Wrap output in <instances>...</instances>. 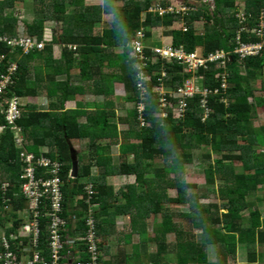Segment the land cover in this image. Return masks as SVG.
Instances as JSON below:
<instances>
[{
	"label": "trees",
	"instance_id": "1",
	"mask_svg": "<svg viewBox=\"0 0 264 264\" xmlns=\"http://www.w3.org/2000/svg\"><path fill=\"white\" fill-rule=\"evenodd\" d=\"M18 1L0 0V36L18 38L20 19L13 14H6L8 9L16 8ZM37 1L40 2L39 14L27 24V29L29 37L45 42L46 46L26 53L23 49L12 48L7 42L0 43V58L5 56L0 63V73H5L11 64L17 65L13 83L0 98V126H5V131L0 132V253L22 255L23 248L29 245L27 236L22 232L20 217L28 208V201L21 189V175L25 165L21 155L26 150L25 153L34 155L36 159L45 157L61 163L64 216L76 214L78 222L74 229L67 225L59 233L61 236L76 238L78 243L73 251L81 253L82 261L91 258L85 240L87 219L84 210L87 207L83 200L76 204L75 198L79 195L86 197L84 188L92 184L95 191L92 202L99 205L95 228L98 239L103 238L97 241L98 264H109L104 263L103 253L105 238L111 234L112 224L115 223V213L112 211L114 203L109 201L114 195V188L107 184L106 179L114 175H125L135 176L136 184L127 186V191L123 193L125 202L116 205L115 210L116 214L125 212V216L132 219L131 233L127 234V239L132 241L136 234L144 236L146 231L142 223L146 221H142L162 213L164 218L161 225L164 230L155 236L158 251L149 245L151 241H141L134 244L132 254L128 252V256L133 259L128 257L126 261V258L120 257L121 263L118 259L114 264H170L172 253L176 254L175 264H228V257H234L239 243L246 244L248 262H255V238L264 244L263 211L256 203H264V196L256 197V202L249 201V197L262 192L264 187V124H254L259 108L264 110V94H256L258 87L264 90V46L259 54L241 60L234 53L231 54L226 89L220 87L221 81L215 77L221 71L216 64L197 72L204 79L200 84L219 88L218 92L208 97V105L212 109L209 116H205L202 93L189 98L183 116L173 112L178 108L180 99L166 93L172 106L166 108V117H161L163 108L160 106V93L154 89L164 88L167 92L176 89L191 79L194 73L186 71L182 63L158 58L154 62L149 60L147 66L142 67V71L150 77V81L144 82L140 78V60L133 54L131 43L143 25L146 28L169 26L180 20L183 21V28L166 31L172 36L174 46L182 45L188 51L200 47L205 54L218 49L232 50L241 26L236 16L239 6H244L246 13L251 14L248 25L255 26L258 16L264 11V0H245L244 4L237 0H213V8H210L211 3L208 1L173 0L176 6L189 5L194 10L185 13L166 12L163 15L149 11L154 0H123L122 5H115L113 0L91 5L87 4V0ZM160 3L166 4L164 1ZM105 13L112 15V22L104 27L100 24L104 22ZM196 20L205 21L204 32L197 31L194 24ZM49 21L62 25L61 30L54 32L52 40L46 37V23ZM146 33L147 37L151 35L149 30ZM241 37L247 42L264 40L255 33L245 31L241 32ZM56 45L61 48L60 58L54 57ZM145 53L149 57L153 56L148 44ZM38 61L41 63L38 64ZM44 68L47 70L45 76L42 74ZM74 69L79 70L81 80L93 84L94 92L110 98L114 95V84H123L127 91L126 100L136 104L131 116L120 119L121 122H129V117L132 118L136 128L124 133L128 136L120 144L122 162L119 166H115L110 155L117 141L106 145L98 142H109L120 136L117 124L111 121L115 113L106 109L110 101H104L101 105L103 107H97L94 113H86L80 109L81 106L75 110L66 109V103L76 100V96L84 91L82 86L71 84ZM163 71H167L165 76L161 74ZM60 77L62 79L57 80ZM43 82L47 87L51 86L52 89L47 92L48 97L57 98L53 104L58 110L43 111L36 106L22 104V115L16 121V127L20 129L23 138L20 147L16 144L14 128L8 125L5 118L7 100L12 97H36ZM140 82L146 87L144 98H141L138 87ZM140 103L145 105L142 114L138 111ZM83 106L96 107V103H83ZM83 116L86 121H82ZM142 120L149 127L143 126ZM75 141L90 142V150H76L79 174L72 178L70 173ZM194 146L208 148L205 154L207 160L212 159L213 154L219 156L217 161L222 166L209 161L205 173L208 185L216 184L218 178L221 180L222 185L218 190L222 200L220 204L205 206L200 203L202 196L207 194L200 185L186 180L185 166L195 159L190 151ZM42 148L48 150L41 152ZM85 154L89 156L88 162L83 161ZM129 155L134 156L132 163L128 161ZM175 155L176 163L172 168L157 167V159ZM94 166L99 169L96 175L92 174ZM150 171L155 173L152 178L145 175ZM171 172L176 173L173 180L169 179ZM43 173L38 170L37 177ZM3 183L8 184L5 191L2 189ZM149 185H157L158 191H149ZM166 187L177 188L178 197L169 198L164 195ZM166 202L173 204L177 212L166 213ZM185 204L190 205V211L178 212ZM220 209L224 212L219 214ZM245 210H249L247 226L242 215ZM185 219L194 230H202L203 244L197 241L193 231L183 227ZM49 226L50 222L42 217L38 247L46 252V256L50 255ZM174 231L177 232L178 240L174 245H168L167 235ZM13 235L17 238H13ZM21 240L24 246H21ZM210 244L220 250L214 262L210 261L207 251L202 250ZM60 263H65V260L61 259Z\"/></svg>",
	"mask_w": 264,
	"mask_h": 264
},
{
	"label": "built area",
	"instance_id": "2",
	"mask_svg": "<svg viewBox=\"0 0 264 264\" xmlns=\"http://www.w3.org/2000/svg\"><path fill=\"white\" fill-rule=\"evenodd\" d=\"M154 7L155 6L150 7L149 11L158 12L160 15H163L166 12L185 13L192 10V6L189 5L174 8L173 6L164 7L161 4H158V7ZM250 15L251 14H247L243 8L236 13L241 26L237 32L235 46L232 50L227 51L224 49H218L209 54L199 52L197 49L188 51L182 45L174 46L170 43L151 47L153 56L149 57L145 53L144 30L141 29L137 31L131 46L133 48V54L140 60L139 69L141 80L144 82L150 81V77L142 71V67L147 66L149 60L154 62L158 58H161V60L182 63L184 64L186 71L194 73L191 79L184 81V83L176 89L168 90V92L165 90H158L160 93V106L163 108L161 115L163 114L164 117H166L167 109L172 106V102L167 99L166 93L171 97L176 96L180 99L178 108L173 111L177 116L184 115L188 107L189 98L194 97L196 93H202L204 96L202 105L206 109L205 116H209L212 109L208 105V97L211 93L218 92L219 88L217 87L216 89H213L209 86H203V84H200L204 79L197 72H199L201 68L208 69L212 64H216V67L221 69V71L217 72L215 77L220 79V87L226 89L228 76L227 68L229 67L228 62L231 60V54L234 53L237 58L241 60L246 56L257 55L260 53L264 46V40L258 42L244 41L241 37V32L255 33L264 39V11L258 16V22L255 26L248 25L251 18ZM184 29L186 28L184 27ZM2 42H7V44L14 49H23L26 53H29L35 48L43 49L45 47V42H38L35 38L29 37V35L18 36V38L0 36V43ZM4 59L5 56H2L0 58V63ZM16 70L17 65L14 63L7 68L5 73H0V98L6 94L8 86L13 83V75ZM161 74L165 76L167 73L166 71H163ZM197 79H199L198 85L196 82ZM138 87L141 91V98H144L146 94L145 85L140 82ZM19 99V97H12L7 100L6 104H8V107L5 109V118L8 125L14 128L16 132V144L21 147L23 138L19 141V144L17 141V135L20 134L18 136L19 138L22 136L20 129L16 127V121L20 119L22 115L20 109L22 103H20ZM140 104H142L143 108L138 105V111L142 114L145 110V105L143 103ZM142 123L144 126V121ZM2 130H5V126H0V132ZM25 152L26 150L21 155L23 162L25 163L21 175V189L24 197L29 202L31 213L29 216V219L31 220L24 228L25 232L29 234L27 240L29 245L23 248L22 255H15L11 252L0 253V264H61V259L65 260V263L62 264H97L99 256V247L97 243L98 237L95 228V221L91 215L87 219L88 230L85 238L87 249L91 256L88 261H82L81 253H75L71 250L76 244V241L73 238L64 235L61 236L59 233L61 229L68 225V220L61 216V212L63 211V197L61 192L62 179L60 176L61 163L45 157L36 159L34 155ZM38 170L44 171L39 177H37ZM87 193L90 199L94 194L92 185L87 187ZM43 205L48 206L50 209V212L48 213V217L50 218V235L48 243V250L50 251L49 256H46V252L38 247L40 245L39 218L42 211L40 206ZM73 220L75 221L76 217H73ZM23 244L24 241L22 240L21 246H24ZM5 246L8 247L7 243Z\"/></svg>",
	"mask_w": 264,
	"mask_h": 264
},
{
	"label": "rangeland",
	"instance_id": "3",
	"mask_svg": "<svg viewBox=\"0 0 264 264\" xmlns=\"http://www.w3.org/2000/svg\"><path fill=\"white\" fill-rule=\"evenodd\" d=\"M109 0H87V4L91 5V4H105L108 3ZM166 3L165 1H169V0H154V2L152 3V6H155L154 8L158 7V4L160 2ZM201 1H208L209 3H211V7L213 8V0H201ZM238 2H242V4H244L245 0H237ZM123 0H113V3L115 5H122L123 4ZM194 2V0H193ZM162 4V3H160ZM40 2H38L37 0H19L17 3V6L15 9L13 10H7L6 14L7 15H15L17 17H19L20 19V23L17 26V32H18V36H28V29H27V24L29 22H32L33 19H35V17L39 14L38 13V8H39ZM164 7L166 6H173L174 8H178L182 5L176 6L173 4V0H171V2H167L165 5L163 4ZM244 6L240 5L239 9H242ZM194 10V9H192ZM103 23L100 24V26H108L111 24L112 22V15L111 14H104L103 15ZM195 26L197 28V31L202 33L205 31V21L204 20H196L195 21ZM183 21H175L172 25L169 26H160V27H154L151 28V36H148L144 39V43L149 46L157 43L160 44L161 41H165L166 40H171V35H168L166 31L171 30L172 28H180L183 27ZM62 29V25L58 24L56 22H47L46 23V37L50 38L52 40L53 36H54V32H56L57 30H61ZM170 42H168V44H170ZM167 44V43H166ZM46 46V45H45ZM197 50L199 52H203V48L198 47ZM60 47L55 46V56L59 57L60 55ZM74 82L76 83L75 85H81L83 86V92L81 96H78V98L80 99V102H83V100L85 99V101H89V102H95L96 103V107H90V108H86L83 106V103L81 104V110H84L86 113H94L96 111V108L98 107H103L101 105L104 104V101H109L110 97L109 96H105L103 93H98V92H94L93 89V84L92 83H85L83 82L80 77H79V71L77 70L76 74L74 72ZM197 85L199 83V79L196 80ZM202 82V81H201ZM115 88V95H116V99H114L113 103L109 102L107 103L109 105V107H106V109H108L109 112L111 113H115L114 116H112L111 121H113V124H117V129L119 131H121L122 135H120L118 137V139H111L109 142L105 141V140H98L100 145H106V144H113L114 142L117 141V143H123V141L125 140V136H128L127 134L124 135L125 132L129 131V130H134L136 128V126L133 124L132 122V118L129 117L130 121L123 123L121 122V118H127V116H131V112L134 109V107L136 106L135 103L132 102H126L125 101V97L127 96V91L124 88V86L120 85V84H115L114 85ZM259 89L256 91V94H264V90H262L260 87H258ZM164 91V88L160 89L159 87L154 89V91ZM20 103L24 104L23 106H25L26 104H30V105H35L36 108H38L39 110L42 108L46 110H58L57 108L54 107V104L50 101H48V98L46 97V91L45 89H43L40 94L36 97L33 98V101L35 103H32L30 100L27 99H19ZM106 103V102H105ZM141 108L142 104H139ZM75 104H73L70 107H74ZM44 111V110H43ZM157 115V114H156ZM161 117H164V115L162 114ZM254 124L255 125H261L264 124V110L262 108H259L258 112H257V116L254 119ZM146 128L149 127L147 124L144 125ZM5 130H2L1 132H4ZM128 133V132H127ZM20 134L17 135V141L19 143V141H21L22 137H18ZM22 136V135H21ZM103 143V144H102ZM20 144V143H19ZM74 144V151L78 150V151H86V150H90L89 145L90 142L86 141V142H79L75 141L73 142ZM119 145L115 144L113 149L110 150V155L113 158L114 164L115 166H119V164L122 162V153H121V149L120 147H118ZM48 149L47 148H42L41 152H46ZM190 151L193 153L195 159L193 161V163H188L185 166V171H186V180H189L191 183H196L198 185H200V188H202V190L204 191V193L207 194V196H202V198L200 199V203H202L203 205H209V204H220L222 202V200L220 199L219 196V187L222 185L221 184V180L218 178V181L216 182V184L214 185H208L206 184V173H205V169L208 166V162H214V164L216 165H220L222 166V163H218L219 161L218 158L219 156L216 154L212 155V159H208L205 157V154L208 152V148L207 147H199V146H194L192 149H190ZM88 155V154H87ZM86 154L83 157V161L84 162H88L89 161V156H87ZM90 155V154H89ZM177 157L179 158V156L177 155ZM157 167H163V168H167L170 169L172 168L175 163H176V155L175 156H164L161 157L159 159H157ZM179 160H181V157L179 158ZM128 161L130 163H132L134 161V156L133 155H129L128 157ZM99 172V169L94 166L92 168V174L96 175ZM169 179L173 180L176 177V173L175 172H171L169 173ZM145 175H147L148 178H152L153 176H155V173L153 171L147 172ZM106 182L108 185H111L114 188V195L110 198V202L114 203V206H112V211H114L115 213V223L112 224V226H114V228L117 231V234H115L113 236V238L111 239L112 242V249L113 251L116 253L119 243L120 241L123 243L126 240V235L131 233V225L132 222L129 219V216H125V212H122L121 214H116V210H115V206L116 205H120L123 204L125 202L124 197H123V193H125L127 191V186L128 185H132V184H136V178L135 176H125V175H114L113 177H109L108 179H106ZM157 185H149L147 186V188L149 189V191H158V187H156ZM166 191L164 193V195H166L169 198H176L178 197V190L177 188H165ZM160 192V190H159ZM194 192V190H193ZM264 196V187H263V191L262 192H258L254 195V197H249V201L251 202H256V197H260L262 198ZM166 208L165 211L167 212H177V209L175 208V206L173 204L170 205V203L166 202L165 203ZM259 207H261L262 211H263V217H264V203H260L257 202L256 203ZM94 208L96 211L99 209L98 206H94ZM190 211V205L189 204H185L182 205L181 208L178 210V212L181 213H186ZM224 212L222 209H220L219 214ZM243 221H245V225L247 226L248 221H249V210H245L243 213ZM163 213L160 215H155L153 216L150 220H143L142 222V226L144 227V230L146 231V234L143 236L142 234H136L135 237L133 238V241L137 242V243H141V241H145L147 240L148 242H150V246L155 250L158 251V245L156 243H158V241L156 240L155 236L157 235V233L160 231H163L164 229H162V225L161 223L163 222ZM103 219H106L103 216ZM132 220V219H131ZM179 221L180 218L178 219ZM107 224V223H105ZM183 227L186 228L187 230L193 231L194 234L196 235L197 241L200 244H203V240H204V235L202 234V230H194L193 226L191 223H189L188 221H186V219L184 220V222L182 223ZM10 224H7V226H9ZM221 226V225H220ZM2 237V230L0 229V238ZM152 239L153 242H152ZM167 243L168 245H174L177 240H178V235L177 232H172L171 234L167 235ZM103 240V238L98 239V241ZM255 242L256 244V261L253 263H249L248 262V254L245 250L246 244L244 243H239L238 244V249L236 254L234 255V257L229 256L228 257V264H264V244L262 245L260 242H257V237L255 238ZM152 243V244H151ZM106 244H109V241L106 240ZM203 251L206 250L208 255H209V259L211 262H214L218 259L219 257V253L220 250L217 249L216 245L210 244L207 245L206 247H203L202 249ZM130 259H133V257L131 258V256H129ZM177 258H176V254L172 253L170 256V260L169 263L170 264H175ZM130 261V260H129Z\"/></svg>",
	"mask_w": 264,
	"mask_h": 264
},
{
	"label": "crops",
	"instance_id": "4",
	"mask_svg": "<svg viewBox=\"0 0 264 264\" xmlns=\"http://www.w3.org/2000/svg\"><path fill=\"white\" fill-rule=\"evenodd\" d=\"M158 27H160V26H158ZM151 36V35H150ZM171 41V43H172V37H171V40H166V42L165 41H161V43L160 44H157V43H155V44H153V45H162V44H168V42H170ZM56 46H58V45H56ZM58 47H60V46H58ZM61 49V48H60ZM60 56H61V51H60V55H59V57H56L55 56V46H54V57L55 58H60ZM41 63V61H38V64H40ZM77 70L78 69H74L73 70V72H72V74H74V72H75V74H76V72H77ZM46 69L44 68L43 69V71H42V74H43V76H45L46 75ZM79 71V70H78ZM80 77V76H79ZM41 79H43V78H41ZM62 79V77H60V78H57V80H61ZM74 80V75H73V79H72V81H71V84L73 85V86H75V87H79V86H81V85H75L76 83L73 81ZM83 81V80H82ZM84 82V81H83ZM86 83V82H85ZM89 83H91V82H89ZM88 83V84H89ZM115 84H120V85H122V86H124L123 84H121V83H115ZM114 84V85H115ZM41 86V89L37 92V96L40 94V92L43 90V89H45V91H46V97L48 98V101H50V102H52V103H54V102H56L57 101V98L56 97H53V98H50V97H48L49 95H48V90L51 88V86L50 87H47L46 86V83L45 82H43V84L42 85H40ZM83 87V86H82ZM115 88V86H113V89ZM125 88V87H124ZM52 89V88H51ZM82 95V94H81ZM81 95H77L76 96V100H74V101H69V102H67L66 103V109H69V110H71V109H73V110H75V109H77V108H79L80 106H81V104L82 103H91V102H89V101H85V99L83 100V102H80L79 100V98H78V96H81ZM36 96V97H37ZM36 97H28V98H21V99H27V100H30L32 103H35L34 101H33V98H36ZM114 99H116V95H115V90H114V95H112V98H110V102L112 101V103H113V101H114ZM125 101H126V97H125ZM126 102H128V101H126ZM73 104H75V106L74 107H70V106H72ZM24 105V104H23ZM27 105H30V104H27ZM33 106H35V105H33ZM39 110V109H38ZM41 110V109H40ZM42 110H46V108L45 109H43L42 108ZM48 111V110H47ZM82 121H86V118H85V116H83V118H82ZM123 123H126V122H123ZM118 132L120 133V135H122V133H121V131H119L118 130ZM120 144L121 143H117V145H119L118 147H120ZM115 145V144H114ZM114 145L112 146V148H111V150L113 149V147H114ZM121 149V148H120ZM75 152H76V150H75ZM76 154V153H75ZM76 157H77V154H76ZM79 163V162H78ZM98 174V173H97ZM111 177H113V176H111ZM109 178V177H108ZM107 178V179H108ZM136 178V177H135ZM130 219V218H129ZM130 221H131V219H130ZM111 230H112V232H111V234L110 235H107V237L105 238L107 241H109V244L107 245L106 244V247H105V250H104V253H103V260H104V263L105 262H110L111 264H114V262H116L117 263V261H118V259H119V261H120V263H121V259L123 258H126V261H127V259H128V255H129V253L130 254H132V252H133V248H134V244H139V243H137L136 241L134 242L133 240L131 241V239H127V235H126V240L122 243L121 241H120V243H119V246H118V249H117V252L115 253L114 251H113V249H112V242H111V239L113 238V236L115 235V234H117V231H116V229L114 228V226H112L111 227ZM129 252V253H128ZM120 257H121V259H120ZM133 262V261H132ZM109 263V264H110ZM125 263V262H124ZM103 264V263H102ZM126 264V263H125ZM134 264H137V263H134Z\"/></svg>",
	"mask_w": 264,
	"mask_h": 264
},
{
	"label": "clouds",
	"instance_id": "5",
	"mask_svg": "<svg viewBox=\"0 0 264 264\" xmlns=\"http://www.w3.org/2000/svg\"><path fill=\"white\" fill-rule=\"evenodd\" d=\"M160 4V3H159ZM162 5V4H161ZM163 6V5H162ZM150 7H152V5L150 6ZM149 7V8H150ZM240 10V9H239ZM144 17H145V14L143 13V20H144ZM155 26H153V27H149V28H146L144 25L143 26H141V28L139 29V30H141V29H143L144 30V33H145V38L147 37V30H149L150 32H151V28H154ZM156 27H158V26H156ZM138 30V31H139ZM137 33V32H136ZM152 34V33H151ZM144 38V39H145ZM145 44V43H144ZM145 46H146V44H145ZM153 46H156V45H151V46H149V48L151 49V47H153ZM166 73H167V71H166ZM21 99V98H20ZM71 174V173H70ZM78 174H79V172H78ZM73 178V177H72ZM7 183H3V185H2V189L5 191L6 190V187H7ZM90 185H92V184H87L86 186H85V188H84V190H85V195H86V197L84 196V195H79V196H76V198H75V200H76V204H78L77 203V201H80V200H83L84 202H85V205H86V210H84V212H85V215H86V219H88V217L91 215L93 218H94V221H95V225H96V220H95V216H96V212L99 210H95V209H97V208H94L93 209V207L94 206H98L99 207V205L98 204H95V203H93L92 202V200H93V196H94V194H95V191H94V189H93V191H94V194L91 196V198L89 199V195H88V193H87V187L88 186H90ZM62 186H63V181H62ZM62 186H61V192H62V197H63V211L61 212V216L64 218V219H67L68 220V226H70V228H72V229H74L75 227H76V224H77V222H78V219H77V215L76 214H71V216L70 217H66V216H64V195H63V191H62ZM93 187V186H92ZM28 201V200H27ZM41 207V215H40V218H39V224L41 223V218L42 217H45L46 219H47V221H49L50 222V218L48 217V213L50 212V209H49V207L48 206H40ZM31 215V213H30V207H29V202H28V208L26 209V210H24L21 214H20V217L22 218V232H23V234L24 235H26L27 236V239H28V233L27 232H25V230H24V228H25V226L26 225H28L29 224V221L31 220V219H29V216ZM73 217H76V220L74 221L73 220ZM86 226H87V220H86ZM87 230H88V226H87ZM41 231V230H40ZM86 233H87V231H86ZM97 233V232H96ZM68 236V235H67ZM13 238H17V236L16 235H13L12 236ZM70 237V236H69ZM71 238V237H70ZM75 241H76V238L74 237L73 238ZM22 241V240H21ZM77 241H76V244H75V246L73 247V248H71V250L73 251L74 249H75V247H76V245H77ZM97 264H98V262H97Z\"/></svg>",
	"mask_w": 264,
	"mask_h": 264
},
{
	"label": "water",
	"instance_id": "6",
	"mask_svg": "<svg viewBox=\"0 0 264 264\" xmlns=\"http://www.w3.org/2000/svg\"><path fill=\"white\" fill-rule=\"evenodd\" d=\"M72 152L74 155H73V167L71 170V176L73 178H76L78 176V172H79V163H78L74 149H72Z\"/></svg>",
	"mask_w": 264,
	"mask_h": 264
}]
</instances>
